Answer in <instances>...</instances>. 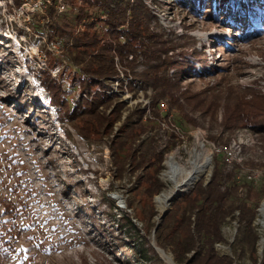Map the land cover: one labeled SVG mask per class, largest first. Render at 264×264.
Listing matches in <instances>:
<instances>
[{
  "label": "rangeland",
  "instance_id": "374dc122",
  "mask_svg": "<svg viewBox=\"0 0 264 264\" xmlns=\"http://www.w3.org/2000/svg\"><path fill=\"white\" fill-rule=\"evenodd\" d=\"M43 1L28 0L17 7L14 0H0V264H104V257L114 264H130V257L131 264H143V258L129 249L134 247L132 240L116 227L125 210L141 234L146 224L151 228L147 239L163 264H178L172 250L157 245L155 231L179 196L211 178L215 154H226L229 162L240 165L239 182L257 190L264 188V132L238 127L221 134L224 114L236 105L238 96L246 100L255 94L264 97V20L243 38L239 28L250 22L249 16L232 25L222 22L230 15L227 9L236 7L234 0L219 10L217 20L211 6L203 2L202 10L194 11L180 0H141L167 39H172L168 47L174 44L176 48L169 56L181 60L169 70L178 88L177 106L168 97L158 98L161 115L156 119L152 101L163 88L156 89L158 83L153 79V84H146L126 74L117 56L120 75L101 78L100 85L92 81L86 96L80 81L88 77L82 68L89 58L77 65L74 58L80 53L72 49L71 35L51 36L64 22H78L74 36L82 32L89 17H75L83 0H69L65 11H57L60 17L52 19L45 16ZM259 7L263 9V5ZM92 11L101 16L96 5ZM127 25L125 22L124 28ZM148 64V59L140 56L134 66L141 72ZM46 69L62 85L71 107L78 102L77 113L83 112L84 118L91 119V109L80 107L87 97H98L96 102L109 97L99 106V117L104 124L103 120H112L113 125L102 133V127L92 122L60 120L40 81ZM138 109L145 112L143 121L149 127L135 145H140L151 161L149 169L139 174L145 172L163 183L151 200L128 158L118 162L125 149L117 144L131 141L126 127ZM199 152L203 171L191 185L180 187L184 171L193 168ZM170 159L182 168L176 183L167 177ZM157 166L161 169L155 175ZM263 201L264 192L253 223L259 236L256 261L247 245L239 241L237 211L222 225L223 240L214 245L219 256L231 258L233 264H262ZM113 202L111 211L108 205ZM128 203L133 205L128 207ZM109 213H114L113 221ZM147 219L150 223H145ZM135 247L141 250L138 244ZM191 256L193 253L187 258Z\"/></svg>",
  "mask_w": 264,
  "mask_h": 264
},
{
  "label": "trees",
  "instance_id": "16d2710c",
  "mask_svg": "<svg viewBox=\"0 0 264 264\" xmlns=\"http://www.w3.org/2000/svg\"><path fill=\"white\" fill-rule=\"evenodd\" d=\"M26 1L28 0H14L15 6L19 7ZM189 1L190 3H188ZM229 1L233 0H180L182 4L189 6L194 11L202 10L200 5L202 2L204 5L211 6L215 20L220 18L216 15H218L220 9L227 7L226 4ZM234 1L236 7L227 9L230 15L222 22L232 25L241 17L249 16L250 22H244L239 28V30H242L239 32L240 36L246 38L264 20V0ZM115 4L117 5L116 7L114 6ZM94 5L100 8L101 16H107L106 20H101L99 13L92 11ZM259 5H263V9ZM44 6L46 17L51 19L60 17L57 14L56 0H52L51 3H45ZM210 16L212 17V13ZM84 17H89V21L85 22V27L78 36L73 34L77 21L74 25H70L68 22L60 24L58 26L59 30L54 29V33L51 36L52 38L56 36L63 38L65 34L71 35L72 49L80 53L74 58L77 65L89 58L86 65L82 68V71L84 70L83 72L88 74V77L82 78L80 81L81 88L86 96L90 94L92 81H97L98 85H100L99 79L120 75L121 70L115 62V56H117L126 74H133L136 79L139 78L140 81L146 84H153L150 80L153 79V82L158 83V86H155L156 89L158 87L163 88L159 93L156 92L155 100L152 101V105H156V110H152L154 118L159 119L161 115L159 112L161 99L158 100V98L168 97L170 103L174 107L177 106L175 102L178 100V96H176L178 88L173 81V77L169 76V70L176 67L181 60L179 58L176 60L169 56V53L176 47L174 44L168 47L172 43V39H167L165 31L159 27L155 16L145 7L141 0H134V2H131V0H83L82 5L77 8L75 19L82 20ZM125 22L128 23L127 28H124ZM245 24L246 26H244ZM96 50H98L97 53H95ZM183 55L185 54L180 56L181 59H183ZM129 56H132V58L129 59ZM140 56L143 59H148L149 64L144 71L138 72L134 64ZM182 72L186 73V71ZM40 81L42 86L48 90L51 102L56 106L60 120L71 122L81 119L85 124L92 122L102 127V133L110 128V124L113 125L112 120L111 122L109 119L103 120L105 121L104 124L99 117L101 112L99 106L108 101L109 97H101L97 102L96 99L98 97H93L92 100L87 97L86 104L80 105V107L91 109L88 111L91 119H88L84 118L83 112L77 113L78 102L71 107L62 85L52 78L48 69L44 70ZM227 112L229 113L224 114L222 122L224 129L221 134H225L229 130H236L238 127L264 132V97L255 94L249 100H246L238 96L236 105L231 109L227 108ZM144 113L140 109L136 110L127 123L126 129L129 132L126 134L128 140L130 139L131 141L127 143V140H125L124 142L116 143L117 146L125 149L124 156L120 155L121 158L119 157V161H117L122 164L125 162L124 159L128 158V162L132 167L136 168L138 174L140 171H147L149 169L148 166H151V161L149 162L146 152H142L143 149L140 145H135L136 141L142 134L147 132L149 127L143 121ZM133 119H136V121L134 122ZM67 135L70 137V133H67ZM229 144L230 142L228 141L223 145L227 148ZM154 150L151 152L155 154ZM154 157L156 156L154 155ZM229 167L232 168L230 169ZM160 169L157 166L155 175ZM239 172L240 165L238 163L229 162L226 154L223 156L215 154L214 170L211 178L206 183L200 181L190 192L179 196L174 201L172 208L174 213H172V210L167 211L162 217L161 223L155 231L156 243L165 250H172L178 264H233L231 258L219 256L214 250V245L223 240L222 225L236 211L239 212V241L241 244L247 245L252 258H254L259 236L253 223L258 201L264 192V188L257 190L247 182H239ZM144 173L139 174L138 182H144L142 186L143 192H146L147 198L151 200L161 190L163 183L158 178L152 179L154 176L147 177ZM137 187L138 185L132 191L137 190ZM132 205L133 203H128V207ZM108 206L112 211L114 202ZM108 215L110 217L113 215L111 218L113 221L114 213L112 215L109 213ZM120 216L116 222V227L123 230V235L127 239L132 240L131 243L134 247L129 249L133 250V254L137 257L143 258L141 263L163 264V259L147 239V235L151 230L148 224L144 228V234H141L140 230L131 222L126 210ZM147 221L150 223V219L145 220V223ZM136 244L141 248L140 251L136 249ZM125 247L127 246L125 245ZM190 253H193V256L187 258ZM128 255L130 256L131 254ZM102 259L104 264H114L106 257ZM127 259L131 264V257ZM262 264H264V253Z\"/></svg>",
  "mask_w": 264,
  "mask_h": 264
},
{
  "label": "bare ground",
  "instance_id": "6f19581e",
  "mask_svg": "<svg viewBox=\"0 0 264 264\" xmlns=\"http://www.w3.org/2000/svg\"><path fill=\"white\" fill-rule=\"evenodd\" d=\"M201 158H202V153L201 152L196 153V159L193 162L194 166L191 170L184 171V177L182 183L180 184L181 185L180 187L191 185L194 181H196L200 172H202L204 168V165L200 164ZM166 163L168 168L167 177L169 178L170 181L176 183V180H178V178L180 177V172L182 171V168L179 167L177 164H174L172 159L167 160ZM167 198L168 197L166 195H163V199L166 200ZM260 223L262 227H264V201L262 202V205L260 207Z\"/></svg>",
  "mask_w": 264,
  "mask_h": 264
},
{
  "label": "built area",
  "instance_id": "2783aa9c",
  "mask_svg": "<svg viewBox=\"0 0 264 264\" xmlns=\"http://www.w3.org/2000/svg\"><path fill=\"white\" fill-rule=\"evenodd\" d=\"M68 1L69 0H56V6L58 8V12L62 13L63 11H65L67 9V7L69 5ZM45 3H51V1L50 0H44L43 4L45 5Z\"/></svg>",
  "mask_w": 264,
  "mask_h": 264
},
{
  "label": "water",
  "instance_id": "95a60500",
  "mask_svg": "<svg viewBox=\"0 0 264 264\" xmlns=\"http://www.w3.org/2000/svg\"><path fill=\"white\" fill-rule=\"evenodd\" d=\"M162 216H164V214Z\"/></svg>",
  "mask_w": 264,
  "mask_h": 264
}]
</instances>
